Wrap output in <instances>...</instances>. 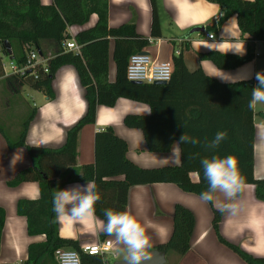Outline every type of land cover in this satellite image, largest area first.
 Returning a JSON list of instances; mask_svg holds the SVG:
<instances>
[{"label":"trees","instance_id":"1","mask_svg":"<svg viewBox=\"0 0 264 264\" xmlns=\"http://www.w3.org/2000/svg\"><path fill=\"white\" fill-rule=\"evenodd\" d=\"M150 1V33L156 36L159 31L158 20L154 0ZM208 1L217 4L221 10L216 24L234 15L237 27L247 40L260 41L264 45V0H255L254 3L249 0ZM92 13L96 15L92 25L77 31L72 37L67 33V26L86 22ZM106 14L107 0H51L48 4L39 0H0V76L3 74L1 59L9 56L4 41L9 44L11 59L20 64L32 49L44 56L40 43L43 39H50L56 45L52 55L46 58L47 72L38 71L36 78L18 77L19 81L51 97V80L55 70L63 64H70L83 87L86 102L84 113L66 129L64 141L57 148L24 144L26 122L32 117L34 109L24 120L17 138L8 140L10 146H24L31 164L15 171L5 181L6 185L36 181L39 187L37 198H18L15 201V213L25 218L26 233L44 234L43 240L27 245L23 264L47 263L57 247L78 248L75 240L58 234L53 212V195L69 181L95 182L101 195L95 205V215L104 222L106 209L125 210L127 190L133 184L171 182L181 190L200 197L208 189L201 161L216 155L221 158L233 155L238 160V170L245 183L253 184L255 197L264 202V178L255 177L252 173L253 122L252 109L248 104L253 82H218L203 73L198 66L189 71L183 61L182 48L178 53L171 52V73L166 82H132L125 76L128 56L141 51L148 39L136 33L132 23L108 26ZM109 38L113 40L112 81L107 79ZM68 39L77 44V51L63 47ZM253 55V46L248 42L243 54L217 49L196 52L197 59L209 60L217 68H233L250 60ZM118 97L143 102L152 109L148 114L125 113L122 116L125 126L141 131L147 150L167 152L174 140L177 142L183 133L198 139L199 143L178 145L179 165L144 167L126 156L125 139L107 125L97 128L93 133V161L75 165L79 129L85 123L94 122L97 104L111 106ZM218 131H225L226 138L216 148L207 147ZM190 172L196 173V180L189 177ZM207 204L211 210V228L216 239L246 264H264V256L251 255L221 236L218 222L222 212L212 202ZM4 214L0 206V234ZM170 218V234L155 248L183 254L189 248L194 215L188 207L176 202L172 206ZM106 236L110 235L102 231L101 238ZM80 258L85 263L101 262V257L97 255L81 254Z\"/></svg>","mask_w":264,"mask_h":264},{"label":"crops","instance_id":"2","mask_svg":"<svg viewBox=\"0 0 264 264\" xmlns=\"http://www.w3.org/2000/svg\"><path fill=\"white\" fill-rule=\"evenodd\" d=\"M48 4L51 0H39ZM158 20V35L150 33L151 1L150 0H107L106 22L108 26L122 23H132L134 30L148 39L141 49L155 60H169L174 49L182 48V57L189 71L200 67L206 75L218 82H229L219 76L220 71L237 80H251L253 87L257 80L255 74L264 72V45L260 41H248L237 27L234 15L228 16L216 24L221 14L217 4L208 0H154ZM96 15L90 14L86 22L67 26V33L72 37L77 31L94 23ZM203 26L201 32H191L193 26ZM210 27V28H207ZM212 33L208 38L204 33ZM181 38V40H177ZM247 42L253 46V57L233 68H217L209 60L197 59V51L217 49L221 52L237 53L232 47L246 51ZM56 43L43 39L40 43L42 57H50ZM112 38L108 39L107 79L114 78L112 61ZM263 47L262 52L258 51ZM37 52V51H36ZM39 54V51L37 52ZM262 54V57L259 55ZM6 63L10 59L5 57ZM12 60V59H11ZM2 61V59H1ZM3 74L0 76V206L3 208L4 221L0 234V262L7 264H23L26 259V248L30 242L44 239V234L29 235L26 233L24 216L15 213V201L18 198L35 199L39 196L36 181H23L15 186H7L5 181L15 171L31 164V159L23 145L10 146L8 140H15L22 130L24 120L34 109L32 117L26 122L24 144L40 145L57 148L62 145L66 129L81 116L86 107L83 87L80 85L76 71L70 64L59 66L51 80L53 95L47 97L41 90L33 89L18 77L8 74L2 61ZM213 75V76H212ZM246 77V78H244ZM147 104L118 97L111 106L97 104L95 118L92 123H85L77 133L75 165L93 161L92 139L97 128L111 126L113 131L125 139L127 143L126 156L139 166L152 167L172 162V152L178 149L176 140L167 152H154L146 148L141 131L130 128L122 123L125 113H145ZM257 116L252 109L253 122V167L255 177L264 178V106ZM179 150V149H178ZM192 180L197 179L195 172H190ZM57 180V178H54ZM87 181H69L60 189L73 185H86ZM251 183H245L244 189L236 197L239 210L236 214L222 213L218 222L221 236L238 245L243 251L264 256V202L254 195ZM212 205L227 201L222 193H216ZM35 197V198H34ZM125 210L131 212L145 228L150 237L152 247L165 241L171 231L170 213L174 203L178 202L188 207L194 215V225L189 239V248L183 254L172 251L165 252L163 264H246L230 248L219 242L211 228V210L199 196L181 190L171 182H151L133 184L127 190ZM56 217L57 232L62 237L75 240L77 246L90 244L101 239L100 224L103 222L95 215V220L84 218L71 221ZM110 237L114 242L113 236ZM68 248V247H66ZM116 256L106 254L100 263H111L124 255V246L117 241L113 243ZM149 250V249H148ZM49 257L47 263L55 264Z\"/></svg>","mask_w":264,"mask_h":264},{"label":"clouds","instance_id":"3","mask_svg":"<svg viewBox=\"0 0 264 264\" xmlns=\"http://www.w3.org/2000/svg\"><path fill=\"white\" fill-rule=\"evenodd\" d=\"M254 3L255 0H249ZM237 53L243 52L241 48L232 47ZM214 76L235 83L237 78L220 71ZM212 75V76H213ZM246 78V77H244ZM160 79L168 80L169 75L165 74ZM257 85L253 87L251 99L248 107L255 109L258 104H264V72L255 74ZM152 109L145 108L146 112ZM225 131H218L214 139L208 142L207 147L216 148L226 138ZM177 145L184 143L197 144L199 140L182 134ZM40 147V145H35ZM172 162L180 164V152L177 149L172 152ZM204 178L208 182V189L200 194L199 199L205 203L213 202L216 193H222L228 202L218 205V210L222 213L236 214L239 210V204L236 197L243 191L245 180L238 170V160L233 155L223 158L216 155L211 158H205L201 161ZM199 178V177H198ZM35 198V197H34ZM101 199L100 193L94 181H87L86 185H73L68 188L60 189L53 195V212L58 218L71 221H80L84 218L95 220V205ZM106 221L101 222L100 229L107 235L113 236L115 240L123 244L126 248L125 259L127 264H144V261L150 259L148 249L152 247L150 237L146 234L145 228L138 222L137 218L128 210L114 211L105 210ZM100 249L93 248L92 254H96ZM62 264H79V259L75 253H64L61 256Z\"/></svg>","mask_w":264,"mask_h":264},{"label":"built area","instance_id":"4","mask_svg":"<svg viewBox=\"0 0 264 264\" xmlns=\"http://www.w3.org/2000/svg\"><path fill=\"white\" fill-rule=\"evenodd\" d=\"M208 38L212 37V33H204ZM178 41L181 38L177 39ZM63 47L67 49L78 50L77 44L72 40L68 39L63 43ZM174 53H178V49L173 50ZM46 58L39 55L36 50L32 49L27 52L24 61L20 64H16L13 60L9 59L8 74L20 78L33 77L36 78L38 71L47 72ZM171 66L169 60L157 61L147 52L136 51L128 56V60L125 66V76L128 80H137L140 82H153L160 79L165 74L170 77ZM167 81V80H163ZM113 240L110 237H104L98 241L90 244H83L75 248L57 247L53 251V258L55 264H62L61 256L64 253H75L79 259V264H83L81 261V254L85 255H97L101 257V262L104 261V256L109 254L113 257L116 256V251L113 249ZM93 248L100 249L96 254H92ZM14 264V263H11ZM67 264V262H65Z\"/></svg>","mask_w":264,"mask_h":264},{"label":"water","instance_id":"5","mask_svg":"<svg viewBox=\"0 0 264 264\" xmlns=\"http://www.w3.org/2000/svg\"><path fill=\"white\" fill-rule=\"evenodd\" d=\"M203 31V26L199 25V26H193L189 29V33L191 32H201ZM3 45L7 51V54L9 55V58L11 59V56H10V49H9V44L7 41H4L3 42ZM145 52V51H143ZM132 82H140V81H137V80H131ZM165 81L163 80H155L153 81V83H164ZM124 246V245H123ZM149 253H150V259L144 261V264H163L164 261H165V258H164V251L163 250H159L157 248H153V249H149L148 250ZM125 255H126V248L124 246V255L122 258L120 259H115L112 261L111 264H127V261L125 259Z\"/></svg>","mask_w":264,"mask_h":264},{"label":"rangeland","instance_id":"6","mask_svg":"<svg viewBox=\"0 0 264 264\" xmlns=\"http://www.w3.org/2000/svg\"><path fill=\"white\" fill-rule=\"evenodd\" d=\"M262 50H263V47H262V46H259L258 51H259V52H262ZM259 57H262V54H260ZM2 61H3V64L7 67V63H6V59H5V57H2ZM262 105L264 106V104H258L257 107L254 109V110H255V113L257 114V116L262 115L261 112H260V111L263 109V107L261 108ZM114 242H116L115 239H114ZM122 245H123V244H122ZM110 256H111V255H110ZM110 256L107 255V259H108V261H109L108 264H111V258H112V257H110Z\"/></svg>","mask_w":264,"mask_h":264}]
</instances>
